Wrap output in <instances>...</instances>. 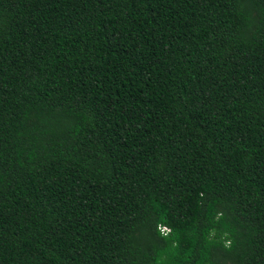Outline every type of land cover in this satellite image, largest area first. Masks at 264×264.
<instances>
[{
	"label": "trees",
	"instance_id": "1",
	"mask_svg": "<svg viewBox=\"0 0 264 264\" xmlns=\"http://www.w3.org/2000/svg\"><path fill=\"white\" fill-rule=\"evenodd\" d=\"M0 264H264V0H0Z\"/></svg>",
	"mask_w": 264,
	"mask_h": 264
},
{
	"label": "built area",
	"instance_id": "2",
	"mask_svg": "<svg viewBox=\"0 0 264 264\" xmlns=\"http://www.w3.org/2000/svg\"><path fill=\"white\" fill-rule=\"evenodd\" d=\"M160 229H161V230H165V227L161 226Z\"/></svg>",
	"mask_w": 264,
	"mask_h": 264
}]
</instances>
